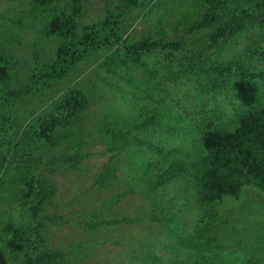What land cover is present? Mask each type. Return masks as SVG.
Instances as JSON below:
<instances>
[{
    "label": "rangeland",
    "instance_id": "rangeland-1",
    "mask_svg": "<svg viewBox=\"0 0 264 264\" xmlns=\"http://www.w3.org/2000/svg\"><path fill=\"white\" fill-rule=\"evenodd\" d=\"M170 6L166 2L145 17L141 9L129 10L119 0H81L78 33L85 26H100L114 18L117 32L124 34L123 39L128 37L130 44L146 37L157 39V20ZM18 18L23 23L13 26ZM169 23L165 40L180 39L183 32L181 28L174 31L175 18ZM244 25L243 33L214 45L205 31L189 34L185 38L200 54H194L191 46L174 56L147 54L142 64H127L129 71L124 69L117 77L100 69L109 53L100 50L66 79L14 100L7 96L27 87L34 52L41 64H48L58 40L42 34L41 16L33 13L30 0H0V54L14 66L8 90L0 85V157L9 149L15 154L9 164L12 176L28 165L26 160H38L37 169L34 162L31 169L54 184L56 191L44 208L40 230L48 250L67 254L71 264H153L150 256L159 258L160 264H264L263 193L244 186L238 198L200 204L195 182L188 177L150 191L152 175L149 180L143 177L128 156L154 159L156 154L134 146L128 153L113 156L98 139L103 122L129 123L163 106L171 114L164 122L179 135L143 132L138 136L149 138L164 152L176 149L179 158L194 160L203 131L231 129L239 114L264 104V83L257 79L231 75L224 87L212 91L205 89L206 77L201 75L207 59L216 63L238 59L246 68L264 71V56L258 54L264 51V22ZM187 72L197 75L189 81L180 78ZM70 87L80 88L88 98L79 116L80 133L75 126L66 133V143L50 148L35 135L39 120ZM27 132L33 134V142L22 139L21 134ZM73 154L82 156L81 160L77 166H65L63 159ZM107 164L117 168L116 179L100 186L97 177ZM7 195L0 197V264H20L22 257H13L2 248V227L12 222L29 230L33 221L27 202H18L19 197L11 202Z\"/></svg>",
    "mask_w": 264,
    "mask_h": 264
},
{
    "label": "trees",
    "instance_id": "trees-1",
    "mask_svg": "<svg viewBox=\"0 0 264 264\" xmlns=\"http://www.w3.org/2000/svg\"><path fill=\"white\" fill-rule=\"evenodd\" d=\"M30 1L33 13L41 16L42 34L47 38H56L58 43L48 64H41L38 53L34 52L33 70L27 87L15 94H6L14 100L32 92L45 91L56 82L66 79L90 55L100 50L109 51L100 69L117 77L124 74V69L129 71L127 64H142V57L147 54L158 52L174 56L187 46L193 48L194 54H200L195 44L185 38L189 34L205 31L207 40L214 45L243 33L245 22H264V0H119L129 10L141 9L145 17L153 14L164 3H171L157 20L158 38L146 37L130 44L128 37L123 39L124 34L117 32V21L114 18L112 21L106 19L100 26H85L79 36L77 17L81 0ZM172 18H175L174 31L177 33L181 28L183 35L180 39L166 41L165 27ZM13 21H17L16 24L12 22L13 26L23 23L20 18ZM260 52L258 54L264 56V51ZM207 60L208 65L202 66L205 73L201 74L206 77L203 81L206 90L215 91L224 87L231 75L249 76L264 83V71L246 68L238 59L219 63ZM13 69L9 59L0 54V85L7 90L13 80ZM192 75L197 74L187 72L180 78L189 81ZM126 77L130 78L128 75ZM200 79L201 76L194 82ZM113 89L122 92L120 87L113 86ZM156 98L160 100L158 104L163 105V99H159V96ZM87 102V95L80 88H68L52 103L49 113L39 120V130L35 133L37 139L53 148L66 143L69 134L66 133L75 126L78 130L76 133H80L82 125L79 116L86 109ZM169 117L170 111L158 106L145 111L139 119H133L129 123L116 121L111 125L103 122L99 125L98 139L106 152L113 156L128 153L134 146L155 153L154 159H138L133 153L128 156L142 171L143 177L149 180L152 175V180L148 183L150 191L170 184L177 178L188 177L195 182L200 204L218 202L225 197L238 198L244 186H250L264 194V104L254 105L239 114L231 129L208 128L203 131L197 140L198 155L194 160L188 161L179 158L178 150L164 152L149 138L142 139L138 136L143 132L179 135L173 126L164 122L163 119ZM64 130L66 132L62 134ZM32 136L28 132L27 135L21 134L24 142H33ZM69 145L74 146L76 143ZM14 157L15 154L10 149L0 157V197L8 193L6 198L11 202L18 197V202H27L33 224L29 230L15 226L12 222L4 224L2 248L9 250L13 257H22L20 264H71L67 261V254L47 249L40 231L44 208L56 191L54 184L31 169L30 163L33 162L36 164L35 169L38 167L39 161L35 159L24 160L28 165L25 164L12 176L9 164ZM81 158L82 156L73 154L64 158L63 164L74 167ZM116 172L115 166L105 165L97 177V183L100 186L112 183L116 179ZM171 232L174 233L173 230ZM150 257L153 258V264L161 263L159 258Z\"/></svg>",
    "mask_w": 264,
    "mask_h": 264
}]
</instances>
